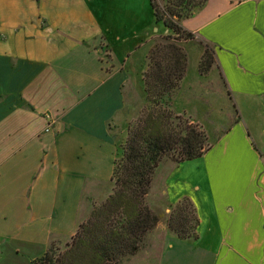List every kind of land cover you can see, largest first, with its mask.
I'll return each mask as SVG.
<instances>
[{
    "label": "crops",
    "instance_id": "1",
    "mask_svg": "<svg viewBox=\"0 0 264 264\" xmlns=\"http://www.w3.org/2000/svg\"><path fill=\"white\" fill-rule=\"evenodd\" d=\"M142 12L161 23L152 5L0 0V264H37L112 193L126 89L142 91L154 40L175 35L136 30ZM183 26L214 47L230 95L261 110L264 0H207ZM242 115L201 157L159 166L165 214L189 198L199 224L182 239L161 221L154 264H264V114Z\"/></svg>",
    "mask_w": 264,
    "mask_h": 264
},
{
    "label": "trees",
    "instance_id": "2",
    "mask_svg": "<svg viewBox=\"0 0 264 264\" xmlns=\"http://www.w3.org/2000/svg\"><path fill=\"white\" fill-rule=\"evenodd\" d=\"M207 0H177L192 5ZM157 22L175 35L154 40L143 74L146 106L128 128V137L115 160L112 193L95 206L70 243L62 252L53 246L37 264H122L125 257L135 255L146 235L160 222L147 202L154 176L161 162L176 163L201 157L211 144L196 123L175 111L172 98L180 88L188 69V55L178 43L181 36L193 33L180 25L174 13L166 18L159 13L155 0H150ZM207 48L200 63V72H207L215 63V50ZM204 74V73H202ZM167 219L168 227L182 239H196L199 224L194 203L189 198L179 201ZM194 221V225L190 222Z\"/></svg>",
    "mask_w": 264,
    "mask_h": 264
},
{
    "label": "rangeland",
    "instance_id": "3",
    "mask_svg": "<svg viewBox=\"0 0 264 264\" xmlns=\"http://www.w3.org/2000/svg\"><path fill=\"white\" fill-rule=\"evenodd\" d=\"M155 2L161 15L169 18L174 13L176 15L174 16V19L182 25V27H184L183 20L193 16L199 7L202 6L201 4L192 5L191 3L187 4L186 2H183L181 5L177 3V0H155ZM89 3H91L93 8H151L149 0H89ZM128 18L130 19V25L132 27L136 26L139 28L136 30H144V28L152 30L156 27L158 28V34H163L165 32L163 23H151L152 19L149 12H142L141 14H135V16L131 14ZM163 36L165 35H161L155 40L158 39L157 41H161ZM178 43L183 47L188 55V69L186 74H188L191 66H193L194 74L192 76H188L187 82L184 86L181 82L180 88L173 95V97L177 96V98L182 101L181 105H175L172 103V106L177 113L185 114L186 117L190 118L191 121L198 124L203 129L207 136V139L205 140L206 145L212 144L213 141L225 130H227L235 119L241 117L242 114V119L249 126L250 123L253 124V121H251L253 116H257V114H264V105L260 110V107L255 108L251 104L244 105L240 99H234V97L230 95L223 77L219 74L216 57L215 63L211 65L207 72H200V63L203 53L208 47V43L203 40L196 39L194 34L193 37L185 36V34H183ZM208 45L214 49L213 46L210 44ZM136 85V83L133 86L129 85L126 89L127 108L125 113L128 116L126 117V132L123 135V139L119 143V148L124 147L128 137L129 125L138 117L140 112L145 109L147 103L144 90L142 89V91H139V88H137ZM186 109L188 112H185ZM182 110L185 113H183ZM119 151L120 150H118V154L120 153ZM161 163H164V168H167L176 162L172 159L166 158ZM158 169L159 167L156 170L152 187L149 191L152 195L150 198H147V202L155 213L162 216L160 222H165L168 226L167 219L171 213L165 214L163 209V203L165 200L160 187L161 179L159 176L157 177V173L159 171ZM154 200L155 203L153 205L152 201ZM100 203L102 202H93V207L89 211V215L84 220L90 216L93 208ZM190 225H194V221L190 222ZM157 226L146 235L145 239L141 243V248L138 253L125 257L122 264H154L157 262L163 239V234ZM70 242L71 240L65 243L55 240L51 246H53L57 252H62L66 249L67 243Z\"/></svg>",
    "mask_w": 264,
    "mask_h": 264
},
{
    "label": "built area",
    "instance_id": "4",
    "mask_svg": "<svg viewBox=\"0 0 264 264\" xmlns=\"http://www.w3.org/2000/svg\"><path fill=\"white\" fill-rule=\"evenodd\" d=\"M50 130V125L46 128V131H49Z\"/></svg>",
    "mask_w": 264,
    "mask_h": 264
}]
</instances>
